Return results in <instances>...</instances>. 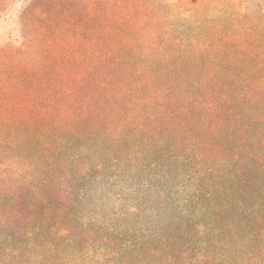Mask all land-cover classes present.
<instances>
[{
  "label": "trees",
  "instance_id": "obj_1",
  "mask_svg": "<svg viewBox=\"0 0 264 264\" xmlns=\"http://www.w3.org/2000/svg\"><path fill=\"white\" fill-rule=\"evenodd\" d=\"M23 1L0 39V264H264V17Z\"/></svg>",
  "mask_w": 264,
  "mask_h": 264
},
{
  "label": "rangeland",
  "instance_id": "obj_2",
  "mask_svg": "<svg viewBox=\"0 0 264 264\" xmlns=\"http://www.w3.org/2000/svg\"><path fill=\"white\" fill-rule=\"evenodd\" d=\"M95 2H103L106 0H86ZM168 3L167 7L171 8L179 3V0H166ZM188 2H193V7H195V14H227L228 17L240 20L243 23L251 19L254 20V14L264 17V0H187ZM115 4H118L115 1ZM24 5L23 0H7L5 6H3L4 11L0 13V39L6 37L14 29L16 22V16ZM108 5V4H107ZM188 4H184L182 7H186ZM190 5V4H189ZM116 9V8H114ZM120 10V9H117ZM126 11V10H125ZM127 12V11H126ZM123 13V12H121ZM120 13V14H121ZM250 27L251 23L248 24ZM254 28V23L252 25ZM249 30V28H245ZM15 31V30H14ZM146 219L140 220H129V224H145Z\"/></svg>",
  "mask_w": 264,
  "mask_h": 264
}]
</instances>
